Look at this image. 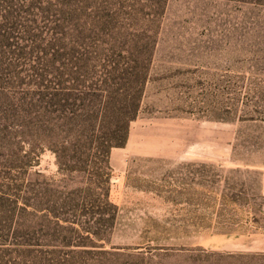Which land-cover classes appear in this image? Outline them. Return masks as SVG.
<instances>
[{
    "label": "rangeland",
    "instance_id": "374dc122",
    "mask_svg": "<svg viewBox=\"0 0 264 264\" xmlns=\"http://www.w3.org/2000/svg\"><path fill=\"white\" fill-rule=\"evenodd\" d=\"M136 44L154 56L127 144L68 176L29 103ZM262 187L264 0H0V264H264Z\"/></svg>",
    "mask_w": 264,
    "mask_h": 264
},
{
    "label": "trees",
    "instance_id": "16d2710c",
    "mask_svg": "<svg viewBox=\"0 0 264 264\" xmlns=\"http://www.w3.org/2000/svg\"><path fill=\"white\" fill-rule=\"evenodd\" d=\"M126 52L140 60L134 65L105 63L100 69L89 59L63 63L54 78L49 71L43 76L40 99L29 103L36 115L47 119L37 136H44L42 142L70 177L87 173L98 178L111 170L112 149L127 144L131 124L142 112L154 49L136 44ZM78 73L93 74L95 80L89 82ZM86 184L97 187L93 181Z\"/></svg>",
    "mask_w": 264,
    "mask_h": 264
},
{
    "label": "crops",
    "instance_id": "0c3cea01",
    "mask_svg": "<svg viewBox=\"0 0 264 264\" xmlns=\"http://www.w3.org/2000/svg\"><path fill=\"white\" fill-rule=\"evenodd\" d=\"M262 194L264 196V187H262ZM260 215L262 219L264 220V204L260 210ZM253 242H248L247 247L248 250L250 251H257V252H264V231L259 232L258 234H254L253 237ZM250 237H247L248 240L251 239Z\"/></svg>",
    "mask_w": 264,
    "mask_h": 264
}]
</instances>
